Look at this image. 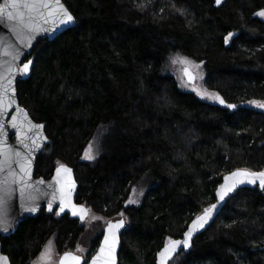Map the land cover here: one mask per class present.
I'll list each match as a JSON object with an SVG mask.
<instances>
[{
	"label": "trees",
	"instance_id": "trees-1",
	"mask_svg": "<svg viewBox=\"0 0 264 264\" xmlns=\"http://www.w3.org/2000/svg\"><path fill=\"white\" fill-rule=\"evenodd\" d=\"M62 1L75 26L35 44L31 73L16 87L48 138L34 177L48 179L58 162L71 167L77 204L105 220L123 213L118 264H156L167 239L215 202L225 176L264 171V112L245 106L264 101V20L255 15L264 0ZM177 54L202 64L204 87L236 108L179 89L168 71ZM94 141L97 156L85 160ZM142 186L140 203L128 204ZM85 231L43 208L0 244L11 264H31L49 241L62 254ZM168 264H264V191L230 193Z\"/></svg>",
	"mask_w": 264,
	"mask_h": 264
},
{
	"label": "snow or ice",
	"instance_id": "snow-or-ice-1",
	"mask_svg": "<svg viewBox=\"0 0 264 264\" xmlns=\"http://www.w3.org/2000/svg\"><path fill=\"white\" fill-rule=\"evenodd\" d=\"M215 2L217 5H220L222 0H215ZM140 7L142 8L144 5H140ZM255 15L264 17V9L256 12ZM37 18H42L44 23H48L49 18H55L62 25H68L74 22L73 15L60 0H5L4 4L0 5V20L6 19L9 21L11 30L17 33L18 38L27 35L28 40L31 41L33 38L32 34L41 30L40 25L37 23ZM43 30L47 31V29ZM233 35L231 32L228 33L225 37L226 44ZM5 54L7 55L9 53L6 51ZM22 54L20 49H13L11 52V60L0 64V208L6 204L7 198L14 191L13 186H16L20 192L22 207H25L28 211L35 212L36 208L29 203L32 200V196L30 193L26 196V190L33 187L31 183L32 156L35 150L41 147V143L35 138L39 135L38 133H34L32 137H29L24 132V128L27 125L28 130L31 131L32 129H40L43 126L33 124L28 119V115L24 109L20 107L16 108L17 114H23V119L18 120V116L13 115L9 123L13 129H16L18 143L26 149V151L22 152L7 144L8 132L6 131L5 121L3 120V117L8 115L7 109L15 103V90L11 89L12 95H9L10 89L5 87L4 82L7 81V84L11 85L14 74L21 76L28 75L30 66L33 63V61L29 60L23 64L22 68L19 67L16 61ZM170 59L172 64L180 63L185 65L183 74L189 82L196 79V76L192 74L188 67L193 64L192 61L186 57H181L179 54ZM194 67L199 68V65H194ZM5 72H7V75L4 74ZM193 90L197 91V95L201 96V98L207 97L208 99L215 100L229 109L236 108L234 104H226L218 93L208 92L207 89L198 91L193 88ZM249 103L257 108L264 109V102L252 100ZM29 139H31L30 144L27 142ZM84 158L89 160L95 159L92 143L89 144L88 149L85 151ZM13 165L18 167L19 171H16ZM71 172L72 170L69 167L58 162L54 184L49 185V187L53 188V200L56 199V193H59V209L56 211V215L60 216L67 209L73 217H78L81 223H84L86 219H90V221L103 220V217L94 214L90 216L92 210L85 205L73 203L72 192L75 188V182L71 178ZM37 183L42 184L44 181L41 180ZM245 184L258 185L260 190L264 191V171H255L248 168H239L232 171L224 177V183L216 192L218 203L225 201V198L234 192L239 185ZM132 192L133 195L129 197L128 204L138 203V200L135 198L137 190L133 188ZM216 208L217 204L205 208L203 213L192 221L188 230L184 233L182 240L167 239L163 249L157 254L158 264H168L181 248L185 250L189 249L193 234L203 229L209 223V220L213 216V211ZM48 210L50 212L53 211L51 202L48 205ZM120 215L123 217V213ZM4 223L3 217H0V225ZM123 228H125V219H120L115 222L111 220L107 221V226L103 232V240L99 245L98 251L91 256L90 262L85 260L81 255H76L71 251H65L59 259V264H82V260L84 264H116V248L119 243L118 234ZM0 231L7 232L8 227L2 226L0 227ZM76 251L85 252L88 250L77 245ZM53 254V242L49 241L41 253L40 260L43 264H47L52 259ZM8 259L7 256L0 255V264H8Z\"/></svg>",
	"mask_w": 264,
	"mask_h": 264
},
{
	"label": "water",
	"instance_id": "water-1",
	"mask_svg": "<svg viewBox=\"0 0 264 264\" xmlns=\"http://www.w3.org/2000/svg\"><path fill=\"white\" fill-rule=\"evenodd\" d=\"M4 2H5V0H0V5H3ZM60 2L66 7V5L63 3L62 0H60ZM37 23L40 25L41 30L33 33L32 34L33 38L31 39V41H29L27 35H24L23 37L18 38L17 33L13 32L11 30V28L9 26L10 25L9 21H7L6 19L0 20V64H4L6 61L11 60V52L13 49H20L23 54L16 61V64L22 68L24 63L28 62L29 60L32 61V59H26V58H28L31 55L35 44L39 40H41V39H48V40L54 39L56 36H58L60 33L65 31L66 29L74 27L75 26V19H74L73 23H70L68 25L60 24L59 20L55 19V18H49L48 23H44L42 18H37ZM43 29H47V31H44ZM6 51L9 54L6 55L5 54ZM32 65H33V63H32ZM32 65L30 66V71H29L28 75L21 76L18 74H14L13 82L11 85H8L7 81L4 82L5 87L10 89L9 95H12L11 89L15 90V92H14L15 103L12 104V106L9 109H7L8 115L3 117V120L5 121L6 131L8 132L7 144L11 145L12 147L19 149L22 152L26 151V149H24L18 143L17 136H16V129H13L9 123L11 121L13 115H17L18 120L23 119V114L22 113L17 114L16 108L20 107V108L24 109L28 115V119L31 120L33 124H39V125L43 126L40 129H32L31 131L28 130L27 125H25V128H24V132L29 137H32L34 133H38L39 135H37L35 138L38 140V142L41 143V147L39 149H36L33 156H32L31 183H32L33 187L26 190V196L28 193H30L32 196V200L29 203H31V205H33L36 208V211L35 212L28 211V210H26L25 207H22L20 192L16 186H13L14 191L12 192L11 196L7 198L6 204L2 208H0V217H3V220L5 222L3 225H0V227H2V226L8 227L7 232L0 231V237H7V236H10L11 234H13L15 232L19 222H21L27 218L36 217L43 208H45V210L47 212H50L48 210V205L50 202L52 203L53 210L58 211V209H59V193L58 192L56 193V199L53 200V188L49 187V185L54 184V177L56 176V168L58 166L54 169V171H53V173L49 179H43L42 177H37V178L34 177L36 160H37L39 154L42 152L44 145L48 143V138H47L45 131H44V125L42 123H37L34 120H32L28 111L20 105L18 98H17V90H16L17 83H18V81L24 80V79L29 77L31 70H32ZM4 74L7 75V72H5ZM192 74L194 75L193 72H192ZM184 78L188 83H193L195 81L194 80L192 82H189L186 76H184ZM220 105L222 107H226L225 105H222V104H220ZM12 137L14 139L13 141H12ZM27 142L30 144L31 139L27 140ZM13 167L15 168L16 171H19L18 167H16L15 165H13ZM67 167H69V166H67ZM69 168L72 170L71 178L75 182V188L72 192V200H73V203L77 204L75 202V195L77 193L78 184L75 180L73 169L71 167H69ZM41 180H43L44 183H42V184L37 183L38 181H41ZM223 183H224V178H223L222 182L218 185V187L216 188V191H215L216 200L213 204H217V208L213 211L212 218L209 220V223L207 225H205V227L203 229H200L197 232H195L193 234V237L195 235L201 233L202 231H204L209 226V224L213 221V219L216 217L218 212L220 211L222 204H223V201L218 203V198L216 197V192ZM246 186H251V185H247V184L239 185L236 189H238L240 187H246ZM77 205H82V204H77ZM64 214H68L71 218L79 220L78 217H73L71 215V212L68 211L67 209L61 215H64ZM120 219H124V218L119 217V218L109 219V220L115 222V221H118ZM191 223L188 225V227L191 225ZM125 225H126V222H125ZM106 226H107V222L104 226V229L106 228ZM188 227L185 230V232L188 230ZM104 229H103V232H104ZM123 230H124V228L121 229L120 233L118 234L119 235V243H118L117 248H116V264H118V252H119L120 245H121V234H122ZM183 238H184V234L180 239H177V240H182ZM102 240H103V234H102L101 240L99 242V245L102 242ZM99 245H98V248L96 251H98ZM163 247L160 249V251L163 249ZM182 249L183 248H181L180 250H182ZM180 250H178V252ZM157 254H156V264H158V255ZM0 255H3V254H1V252H0ZM8 264H10L9 259H8Z\"/></svg>",
	"mask_w": 264,
	"mask_h": 264
},
{
	"label": "rangeland",
	"instance_id": "rangeland-1",
	"mask_svg": "<svg viewBox=\"0 0 264 264\" xmlns=\"http://www.w3.org/2000/svg\"><path fill=\"white\" fill-rule=\"evenodd\" d=\"M261 18L264 20V17H261ZM175 56H173V57H175ZM181 57H184V56H181ZM187 59L193 62L192 65L188 66L189 69L196 76V79H195V81L193 83H188L185 80V78H184L183 69H184L185 65H182L180 63L172 64L171 63V59H170L169 65H168V71H169L170 75H172L173 78L175 79L179 89H181L182 91H185V92L193 93L198 99H200L201 101H204L206 103L215 102V100L208 99L207 97L201 98V96L197 95V91L193 90V88H195L198 91H203V90L206 89L204 87V84H203L204 83V79H205V74H204V71H203L202 64L194 62L193 60H191L189 58H187ZM194 65H199V68L194 67ZM208 92H210V91H208ZM250 101H252V100H250ZM250 101H247L245 103L246 107L253 108V109L260 110V111L264 112V109H260V108L255 107L254 105L249 103ZM256 101H258V100H256ZM260 102H264V101H260ZM92 144H93V154L96 157L97 156V143H96V141H94V142H92ZM87 149H88V147H87ZM85 160H89V159H85ZM135 189L137 190V192L135 194V198L138 200V203H134L133 205H138L140 203L141 199H142V196H143V193H144L145 189H144L143 186L135 188ZM141 192H142V194H140ZM132 195H133V192H131L130 196H132ZM92 214L93 213L91 212L90 216ZM81 224H83L85 226L86 231H85V234L80 239V243L78 245L81 248L87 250V245H88L90 237H92L94 233L98 232L99 229H102L105 226L106 220L103 219V220L90 221V219H86L85 222L81 223ZM44 249H45V247L43 248L42 252L44 251ZM76 249H77V247L75 248L74 252H76V253H78L80 255H84L86 253V251L85 252H77ZM41 253L34 259L32 264H43V262L40 260ZM58 259H59V257H58V255L56 254V252L54 250V254L52 256V259L50 261H48L47 264H57Z\"/></svg>",
	"mask_w": 264,
	"mask_h": 264
},
{
	"label": "flooded vegetation",
	"instance_id": "flooded-vegetation-1",
	"mask_svg": "<svg viewBox=\"0 0 264 264\" xmlns=\"http://www.w3.org/2000/svg\"><path fill=\"white\" fill-rule=\"evenodd\" d=\"M53 173V172H52ZM52 175V174H51ZM51 177V176H50ZM49 177V178H50ZM48 178V179H49ZM76 196V195H75ZM53 212H55L56 213V210H53ZM65 215V214H64ZM60 216H62V215H60ZM75 220H77V219H75ZM79 221V220H78ZM108 220H106V222H107ZM80 222V221H79ZM81 223V222H80ZM103 229H104V227L102 228V232H103ZM103 234V233H102ZM8 237V236H7ZM101 240V239H100ZM100 242V241H99ZM79 243H80V241H79ZM78 243V244H79ZM89 243H90V240H89V242H88V245H87V250L88 251H86V253L84 254V255H81L82 257H84V259L85 260H87V261H89L90 262V259H91V256L92 255H94L95 254V252H96V250H97V248H98V245H97V247H96V249H94V250H91V247H90V245H89ZM77 244V245H78ZM77 245H76V247H77ZM75 247V248H76ZM75 248L73 249V250H69V251H71V252H73L74 254H76V255H80V254H78V253H76V252H74V250H75ZM0 252H1V254H3V255H5V256H7L6 254H4L3 252H2V248H1V244H0ZM64 253V252H63ZM63 253L62 254H57L58 255V257H59V259H60V257L63 255ZM8 257V256H7ZM59 259H58V261H57V264H59ZM10 261V260H9ZM33 263V262H32ZM31 263V264H32ZM11 264V263H10ZM82 264H84V262H83V260H82Z\"/></svg>",
	"mask_w": 264,
	"mask_h": 264
}]
</instances>
